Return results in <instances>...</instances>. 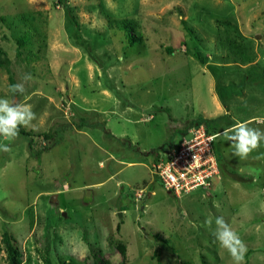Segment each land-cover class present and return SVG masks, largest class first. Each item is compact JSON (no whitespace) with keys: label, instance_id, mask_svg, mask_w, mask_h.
<instances>
[{"label":"rangeland","instance_id":"1","mask_svg":"<svg viewBox=\"0 0 264 264\" xmlns=\"http://www.w3.org/2000/svg\"><path fill=\"white\" fill-rule=\"evenodd\" d=\"M68 2L95 59L58 0H0V46L25 86L13 94L1 66L0 98L36 115L22 126L31 135L0 136L11 149L0 151V264H9L6 232L20 264H234L212 235L220 216L247 246L243 264H264V141L241 159L217 135L221 178L190 194L152 171L197 117L229 113L264 130V0ZM124 18L136 20L140 42L110 24ZM236 48L253 62L234 61Z\"/></svg>","mask_w":264,"mask_h":264},{"label":"built area","instance_id":"2","mask_svg":"<svg viewBox=\"0 0 264 264\" xmlns=\"http://www.w3.org/2000/svg\"><path fill=\"white\" fill-rule=\"evenodd\" d=\"M216 137L203 124L191 126L165 159L152 162L153 173L175 195L212 187L221 178Z\"/></svg>","mask_w":264,"mask_h":264},{"label":"clouds","instance_id":"3","mask_svg":"<svg viewBox=\"0 0 264 264\" xmlns=\"http://www.w3.org/2000/svg\"><path fill=\"white\" fill-rule=\"evenodd\" d=\"M23 79L28 81L31 79V75L26 74ZM10 91L13 94L23 93L25 91L24 83L11 85ZM35 118L36 115L30 105L16 102L13 98L12 100L0 98V136L5 139L17 138L20 126H30ZM221 134L226 141L231 142L230 147L233 149V154L241 159L247 158L264 141V130L249 127L246 121L238 122L231 127L224 128L222 133H217V135ZM0 151L10 152L11 149L5 144L0 145ZM207 224L210 227L211 221H207ZM215 224L216 228L212 235L216 241L228 251L234 264H243L247 253L246 244L222 216L216 218Z\"/></svg>","mask_w":264,"mask_h":264},{"label":"trees","instance_id":"4","mask_svg":"<svg viewBox=\"0 0 264 264\" xmlns=\"http://www.w3.org/2000/svg\"><path fill=\"white\" fill-rule=\"evenodd\" d=\"M58 1L67 9V14H68L69 19L76 26V29L74 32L75 42L80 47L85 48L86 51L93 57V59H95L96 56H95L94 52L92 51L89 42L83 37V35L80 32V29L78 27L79 23H78L77 18L74 14L73 7L69 4L68 0H58ZM184 23L186 25L187 30H189L192 33V30L189 29V27L187 26L185 21H184ZM110 24L112 25V27H117V28L119 27L122 30H127V33H128L127 37L130 38L129 39L130 43L135 44V43H138L142 40V37L138 36L135 33L136 20L124 18L121 20H112V21H110ZM31 34H32L31 30H27L23 34H21L17 37V43H18L19 48H20L19 50H21L23 47H25L26 45H28L30 43V41L32 39ZM166 50L169 54L174 53L172 47H167ZM19 54H21L20 51H19ZM231 55H233V58H236V59H234V61H238L237 59H239V61L243 62V64H250L253 62V57L249 56L248 53L241 51L240 48L234 49V51H232ZM196 56L203 64L205 63V58L202 56L201 52H197ZM8 63H9V59L6 57L5 51L0 46V67L4 66L5 68L8 69V71L10 73V82H11V85H13V84H15V80H14L13 75L11 74L10 68L8 67ZM214 66L210 65V68H211L210 70L212 71L214 76L218 77L217 69ZM252 66H253L252 68H254V67H256V64H254ZM246 79H248V77H246ZM223 89H225V85L221 82H218L217 92L221 98V101L225 104L227 99H226V96L224 95ZM243 89H244V86L241 85V89L239 90V92L231 93L229 98L233 94L242 93ZM166 110H168V109H166ZM236 123H237L236 120L229 113H225V114L220 115L216 118H206V117L200 116V117H197L196 119H193L192 121H190L188 124L185 125L183 130H181V132H180L181 133L180 137L183 134H185L191 126H193L195 124H203V125H205V127L207 128V130L210 133L217 134V133L223 132L224 128L231 127ZM20 133L23 135H26V136L31 135V133L26 132L22 128V126H20ZM43 136L46 140L53 138V136L47 132L43 133ZM30 148H33L32 143L30 144ZM3 240L6 244V248L8 251L9 264H20L19 256L22 255V252L19 250L18 246L15 244V238L10 233L6 232L4 234ZM119 247H120V250L123 253L124 257L126 258V247L123 245H120ZM46 263L51 264L49 260H47ZM94 264H113V263L111 260L103 258V259L96 260L94 262ZM122 264H125V262L123 261Z\"/></svg>","mask_w":264,"mask_h":264}]
</instances>
